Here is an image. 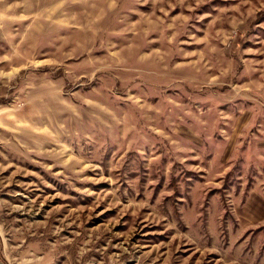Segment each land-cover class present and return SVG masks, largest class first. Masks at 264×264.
Returning <instances> with one entry per match:
<instances>
[{
  "label": "rangeland",
  "instance_id": "obj_1",
  "mask_svg": "<svg viewBox=\"0 0 264 264\" xmlns=\"http://www.w3.org/2000/svg\"><path fill=\"white\" fill-rule=\"evenodd\" d=\"M8 264H264V0H0Z\"/></svg>",
  "mask_w": 264,
  "mask_h": 264
},
{
  "label": "crops",
  "instance_id": "obj_2",
  "mask_svg": "<svg viewBox=\"0 0 264 264\" xmlns=\"http://www.w3.org/2000/svg\"><path fill=\"white\" fill-rule=\"evenodd\" d=\"M0 264H8L3 255L1 237H0Z\"/></svg>",
  "mask_w": 264,
  "mask_h": 264
}]
</instances>
